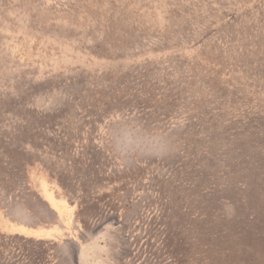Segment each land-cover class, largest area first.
<instances>
[{"label": "rangeland", "instance_id": "374dc122", "mask_svg": "<svg viewBox=\"0 0 264 264\" xmlns=\"http://www.w3.org/2000/svg\"><path fill=\"white\" fill-rule=\"evenodd\" d=\"M22 224L54 236L0 232V264H161L162 225L264 264V0H0V229Z\"/></svg>", "mask_w": 264, "mask_h": 264}, {"label": "trees", "instance_id": "16d2710c", "mask_svg": "<svg viewBox=\"0 0 264 264\" xmlns=\"http://www.w3.org/2000/svg\"><path fill=\"white\" fill-rule=\"evenodd\" d=\"M181 232V228L176 233L165 225L161 226V241L157 243L161 252V264H213L215 257H227L228 251L219 248L217 243L226 240L222 236L223 231L214 234L193 232L190 237L181 236Z\"/></svg>", "mask_w": 264, "mask_h": 264}, {"label": "crops", "instance_id": "0c3cea01", "mask_svg": "<svg viewBox=\"0 0 264 264\" xmlns=\"http://www.w3.org/2000/svg\"><path fill=\"white\" fill-rule=\"evenodd\" d=\"M46 187L49 188L48 184H46ZM50 192L52 195V200L54 202H57V200L55 199V196H54L53 192L51 191V189H50ZM59 214H62V212L61 211L58 212V215ZM7 228L10 229L8 232H6ZM7 228L5 226L3 228L4 229L3 231L0 229V232H2L3 235L4 234H7V235L16 234V235L22 236L23 238H33V239H49V238L54 236V231H55V228H53V227L52 228H43V227H38V226H34V225H26V224H22L19 226H10L9 225V226H7Z\"/></svg>", "mask_w": 264, "mask_h": 264}]
</instances>
